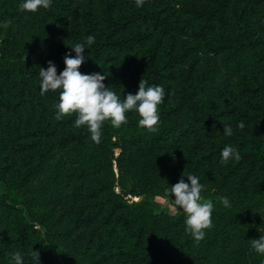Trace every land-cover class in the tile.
<instances>
[{
  "label": "trees",
  "instance_id": "obj_1",
  "mask_svg": "<svg viewBox=\"0 0 264 264\" xmlns=\"http://www.w3.org/2000/svg\"><path fill=\"white\" fill-rule=\"evenodd\" d=\"M20 2L0 0V264L16 251L25 264H264L251 247L264 235V0ZM89 34L82 73H109L121 99L140 79L164 86L155 131L130 111L95 143L75 113L57 118L58 91L41 95L40 66L59 73ZM225 144L241 158L221 163ZM189 172L214 203L199 242L181 212L135 198Z\"/></svg>",
  "mask_w": 264,
  "mask_h": 264
},
{
  "label": "clouds",
  "instance_id": "obj_2",
  "mask_svg": "<svg viewBox=\"0 0 264 264\" xmlns=\"http://www.w3.org/2000/svg\"><path fill=\"white\" fill-rule=\"evenodd\" d=\"M52 0H21V10L36 12L40 8L47 9ZM144 0H135L137 7L143 6ZM9 22L0 26L7 27ZM95 42V36L89 34L81 42H73L63 56L64 67L57 72L55 63L47 61V67L40 66L39 90L41 95L48 91L59 92L58 100L54 107L57 118L65 115L76 114L74 125L76 127L86 126L91 139L95 143L101 142L102 125L110 121L111 125L119 128L127 122L128 112H134L139 116L138 124L147 127L151 131L156 130L160 115L158 106L163 102L165 88L163 85H149L147 81L139 80L135 93L123 95V99L104 83L109 73L92 72L82 73L79 66L85 61V49L89 50ZM74 52V55L72 54ZM243 128V121L238 123ZM223 135H233L231 125H223ZM240 152L236 147L225 144L220 151L221 163L229 160H239ZM187 177L185 181L184 177ZM170 185V184H169ZM204 185L200 177L189 172L181 175L180 179L171 184L167 195L171 203L183 214L185 230L191 233L195 241L199 242L205 236V229L212 226V212L214 203L210 199L202 198L201 192ZM225 207H230L231 202L227 196L220 197ZM252 249L264 256V235L251 239ZM34 264L38 260L36 253ZM12 264H25L26 259L20 251L11 254Z\"/></svg>",
  "mask_w": 264,
  "mask_h": 264
},
{
  "label": "rangeland",
  "instance_id": "obj_3",
  "mask_svg": "<svg viewBox=\"0 0 264 264\" xmlns=\"http://www.w3.org/2000/svg\"><path fill=\"white\" fill-rule=\"evenodd\" d=\"M136 200H144L147 204L155 206L159 210H165L174 216L180 211L171 203V198L167 194H163L156 190L148 192L142 196L135 197Z\"/></svg>",
  "mask_w": 264,
  "mask_h": 264
}]
</instances>
